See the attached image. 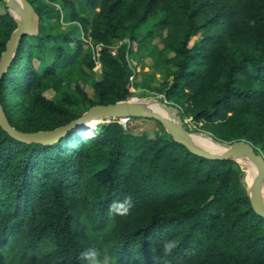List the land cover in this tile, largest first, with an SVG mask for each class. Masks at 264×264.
Segmentation results:
<instances>
[{"label": "trees", "instance_id": "obj_1", "mask_svg": "<svg viewBox=\"0 0 264 264\" xmlns=\"http://www.w3.org/2000/svg\"><path fill=\"white\" fill-rule=\"evenodd\" d=\"M27 1L40 31L0 80L15 130L53 131L128 100L133 57L163 71L152 91L193 131L264 157V0ZM16 28L4 8L0 59ZM85 44L100 48L92 83ZM150 121L111 120L47 145L0 126V264H264V219L239 166L191 154Z\"/></svg>", "mask_w": 264, "mask_h": 264}, {"label": "water", "instance_id": "obj_2", "mask_svg": "<svg viewBox=\"0 0 264 264\" xmlns=\"http://www.w3.org/2000/svg\"><path fill=\"white\" fill-rule=\"evenodd\" d=\"M1 1L6 5L8 13L17 24V28L11 34L6 44L5 51L1 55L0 80L14 59L23 39L27 36H36L38 34V30L36 29L38 17L27 0ZM12 11L21 15L20 21L13 16ZM131 119H146L160 124L165 132L172 136L174 141L185 147L195 156L210 161L232 160L236 164H239V161L251 162L257 173L254 176L250 188L247 190V196L250 200L252 210L255 214L264 219V196L262 194L264 188L263 155L257 154L252 145L243 140L232 143H222L210 139L212 143L219 146V149L211 152L201 148L193 139V136H201V134L189 133L184 127L185 120L179 115L177 108L173 105H169L166 101L163 103L158 101L138 102L134 99H128L113 105H98L92 107L81 117L70 122L68 125L53 131L36 133H22L15 130L10 126L0 105V126L2 130L16 141L27 144H53L70 132H83L84 129H87L89 124L94 122L109 123L111 120L127 121Z\"/></svg>", "mask_w": 264, "mask_h": 264}, {"label": "rangeland", "instance_id": "obj_3", "mask_svg": "<svg viewBox=\"0 0 264 264\" xmlns=\"http://www.w3.org/2000/svg\"><path fill=\"white\" fill-rule=\"evenodd\" d=\"M4 8L7 11L5 4L3 6L0 5V12H2ZM36 29L38 30V32L40 31L39 22L36 26ZM80 39H82V36L80 37ZM196 40H197V38H193L192 41H196ZM123 44H128V41H124L121 43L114 41L112 46H113V49H117L120 45H123ZM83 49L86 52L87 51H95L96 52V50H97L96 47H92L91 45H88V44H85ZM129 63L132 66L133 77H134V79H133L134 81L132 84V90L129 89L130 93L132 94V97L129 98V100L134 99L135 101H138V102L158 101L160 103H163L165 101L164 97L161 95H157L152 91L153 88L158 87L159 84L165 80L164 75H163L164 74L163 71L160 69H153L152 67H150L149 61L137 63L133 57L129 58ZM100 78H101V66L96 65V67L91 72H88V76L84 77V80L86 82L92 83L93 81L100 80ZM86 91L89 94V96H91V94H92L91 88L87 87ZM168 104L173 105L172 103H168ZM175 107L177 108V106H175ZM177 110L180 114L179 108H177ZM128 122L131 123V125H137L138 124V122H133V123L130 121H128ZM150 122L151 123H149V124H153V123L155 124L156 123L154 121H150ZM99 123H101V122H95L93 124L94 125L93 129H95ZM184 127L191 134H201V135L206 136L209 139L215 140L208 133L193 131V127H192V125H190L189 120H185ZM86 130H88V127ZM215 141H217V140H215ZM237 165L239 166V168L242 172V179L244 182V180H245L244 178H246V176H245L246 172L238 163H237ZM247 188L248 187L246 186V191L248 190ZM262 194L264 196V188H263Z\"/></svg>", "mask_w": 264, "mask_h": 264}, {"label": "bare ground", "instance_id": "obj_4", "mask_svg": "<svg viewBox=\"0 0 264 264\" xmlns=\"http://www.w3.org/2000/svg\"><path fill=\"white\" fill-rule=\"evenodd\" d=\"M13 16L20 21L21 20V15L17 14L16 12L12 11ZM147 104V103H146ZM95 123V122H94ZM91 123L89 124L87 127L89 128V126H92L93 128V124ZM193 139L200 145L201 148L206 149L208 151H217L219 149V146H217L216 144L212 143V141L210 139H208L206 136H193ZM239 165L245 170V176L246 178H244V184L248 187L247 189L250 188L251 183L254 179V176L256 175V169L254 167V165L251 162H246V161H239Z\"/></svg>", "mask_w": 264, "mask_h": 264}, {"label": "built area", "instance_id": "obj_5", "mask_svg": "<svg viewBox=\"0 0 264 264\" xmlns=\"http://www.w3.org/2000/svg\"><path fill=\"white\" fill-rule=\"evenodd\" d=\"M97 48V50H96V52L95 51H93V59L95 60V63H96V65L97 66H100V64H99V51H100V48L99 47H96ZM134 79V77H133V74H132V76L130 77V79H129V81H130V86H129V89L130 90H132V84H133V80ZM128 121H130V120H127V121H119L124 127H126V125L128 124Z\"/></svg>", "mask_w": 264, "mask_h": 264}]
</instances>
